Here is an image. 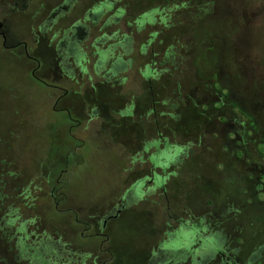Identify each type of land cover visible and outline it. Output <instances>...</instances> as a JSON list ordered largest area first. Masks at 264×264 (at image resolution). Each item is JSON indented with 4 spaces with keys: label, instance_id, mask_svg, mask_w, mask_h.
I'll list each match as a JSON object with an SVG mask.
<instances>
[{
    "label": "rangeland",
    "instance_id": "1",
    "mask_svg": "<svg viewBox=\"0 0 264 264\" xmlns=\"http://www.w3.org/2000/svg\"><path fill=\"white\" fill-rule=\"evenodd\" d=\"M169 18V52L177 55L169 70L179 83L170 78L167 83L169 131L163 133L169 145L184 148L185 154L167 169L171 211L175 213L181 198L187 204L210 201L222 215L227 207L241 209L243 215L251 211L252 222L243 225L253 231L255 245L262 243L264 0H169ZM28 80L20 62L0 57V173L12 170L20 176L15 185L44 188L39 196L47 204L42 219L54 240L60 220L48 199L76 142L67 133V119L57 128L62 112L48 106L46 88ZM163 86L158 85V90H164ZM172 105H179L178 110ZM103 116L86 133V145L71 153L68 172L59 179L68 198L77 203L106 204L129 189L134 195L137 179L149 173V167L140 172L135 159L146 155L129 156L138 130L125 122L118 125L108 109ZM174 151L171 155L183 153ZM146 197L149 201L129 207L112 221L113 264H146L150 241L156 240L151 231L167 229L162 191ZM146 213L154 216L155 228ZM66 232L64 241L83 248L74 254H57L59 264H92L96 257L99 261L110 258L98 244H86L89 241H82L79 233ZM8 239L5 232L0 233V264H27L24 254L10 250ZM46 254L45 264L57 262L54 255Z\"/></svg>",
    "mask_w": 264,
    "mask_h": 264
},
{
    "label": "flooded vegetation",
    "instance_id": "2",
    "mask_svg": "<svg viewBox=\"0 0 264 264\" xmlns=\"http://www.w3.org/2000/svg\"><path fill=\"white\" fill-rule=\"evenodd\" d=\"M156 1L0 0V57L20 62L28 81L46 88L48 106L62 112L57 128L67 119V133L76 142L48 199L60 220L54 240L42 219L47 204L39 196L44 188L15 185L20 176L12 170L0 173V233H6L10 250L24 254L27 264H45L46 252L54 255L55 264L58 255L78 253L83 247L64 241L66 231L79 233L86 244L96 243L110 255L102 261L96 257L92 264H113L112 221L149 201L146 196L157 189L165 196L167 229L151 231L156 240L150 241L146 264H264V238L255 245L253 231L243 225L252 222L250 210L243 215L241 209L227 207L222 215L210 201L187 204L181 198L171 211L167 169L185 154L184 148L169 145L163 133L169 131L167 83L169 78L179 81L169 70L177 56L169 52V0ZM163 84L164 90H158ZM171 108L176 111L179 105ZM107 109L118 125L125 122L138 130L129 156L146 155L135 159L137 169L149 167V173L137 179L134 195L129 189L106 204L77 203L59 179L68 172L71 153L86 145V133ZM171 150L183 153L174 156ZM146 214L155 228L154 216Z\"/></svg>",
    "mask_w": 264,
    "mask_h": 264
}]
</instances>
